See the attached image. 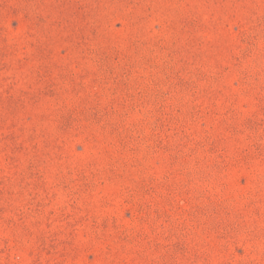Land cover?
I'll list each match as a JSON object with an SVG mask.
<instances>
[{
	"label": "rangeland",
	"instance_id": "1",
	"mask_svg": "<svg viewBox=\"0 0 264 264\" xmlns=\"http://www.w3.org/2000/svg\"><path fill=\"white\" fill-rule=\"evenodd\" d=\"M0 264H264V0H0Z\"/></svg>",
	"mask_w": 264,
	"mask_h": 264
}]
</instances>
